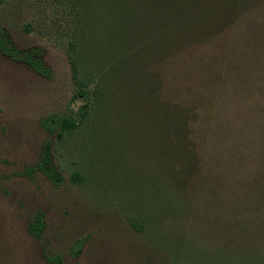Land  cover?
I'll use <instances>...</instances> for the list:
<instances>
[{"label":"rangeland","instance_id":"1","mask_svg":"<svg viewBox=\"0 0 264 264\" xmlns=\"http://www.w3.org/2000/svg\"><path fill=\"white\" fill-rule=\"evenodd\" d=\"M72 6L0 0V28L19 49H37L53 74L44 79L0 53V264H243L247 250L264 259V238L257 233L248 244L240 237L264 230V38L255 42L246 22L175 57L189 69L178 84L177 74L167 77L168 102L185 105L191 92L203 120L197 176L187 194L164 197L156 131L119 107L120 89L111 88L115 103L106 109L92 100L87 117L61 139L40 124L86 102L73 99L66 56ZM202 55L199 71L188 66ZM44 151L56 182L38 168ZM36 215L43 227L34 237ZM226 250L241 255L229 260Z\"/></svg>","mask_w":264,"mask_h":264},{"label":"trees","instance_id":"2","mask_svg":"<svg viewBox=\"0 0 264 264\" xmlns=\"http://www.w3.org/2000/svg\"><path fill=\"white\" fill-rule=\"evenodd\" d=\"M72 3L74 29L67 42L66 56L73 99L84 98L86 102L74 115L53 113L46 116L41 126L61 139L87 117L92 100L95 109L101 106L106 109L108 104L115 103L111 88L120 89L122 97L116 101L119 107L123 110L129 107L127 110L135 117L142 116L136 123L138 127L156 131L163 175L161 194L164 197L187 194V185L191 183L188 179L198 173L195 139L199 120L203 118L188 99L191 92L182 96L187 99L185 105L178 99L168 102L167 77L177 74L178 84L188 74L187 65L176 64L177 55L196 50L200 45H210L224 31L246 22L251 27L248 26L247 31L255 42L257 39L263 41L264 0H72ZM0 53L15 63L26 65L44 79L53 78L51 70L38 57L37 49H19L1 28ZM205 59V55L199 56L188 66H195L199 71L205 66ZM169 62L170 70L167 71L165 66ZM157 66L159 71L154 75L152 71ZM92 84L93 89H88ZM170 87L175 90L174 85ZM260 96L264 99V94ZM38 168L51 181L59 179L45 151ZM42 227V215H36L29 227L32 236L37 237ZM260 229L256 227V232L246 230L251 233L240 237L251 244L249 239L252 237L251 241L255 242L257 233L264 238V230L258 232ZM241 233L238 230V236ZM248 248L244 246L243 249ZM224 255L230 260L241 253L228 255L226 250ZM253 255L260 262H256ZM242 260L243 264L264 261L262 256L249 250ZM49 261L63 264L60 259Z\"/></svg>","mask_w":264,"mask_h":264}]
</instances>
